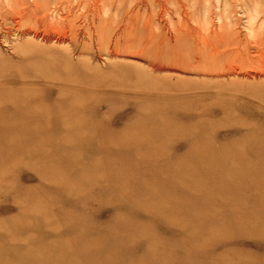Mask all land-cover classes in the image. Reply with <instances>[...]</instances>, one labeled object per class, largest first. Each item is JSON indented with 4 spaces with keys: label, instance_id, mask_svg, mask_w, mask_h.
<instances>
[{
    "label": "rangeland",
    "instance_id": "1",
    "mask_svg": "<svg viewBox=\"0 0 264 264\" xmlns=\"http://www.w3.org/2000/svg\"><path fill=\"white\" fill-rule=\"evenodd\" d=\"M0 264H264V0H0Z\"/></svg>",
    "mask_w": 264,
    "mask_h": 264
},
{
    "label": "bare ground",
    "instance_id": "2",
    "mask_svg": "<svg viewBox=\"0 0 264 264\" xmlns=\"http://www.w3.org/2000/svg\"><path fill=\"white\" fill-rule=\"evenodd\" d=\"M62 22V21H61ZM63 23H64V21H63ZM63 27V26H62ZM58 28V27H57ZM64 28V27H63ZM59 29V28H58ZM66 30H69V29H66ZM65 30V31H66ZM55 31H56V29H55ZM63 31H64V29H63ZM37 32V31H36ZM57 32H58V30H57ZM59 32H60V30H59ZM43 33V32H42ZM46 33V32H45ZM29 34V33H28ZM33 34H34V32H33ZM63 34V36H64V34L65 33H62ZM67 34V33H66ZM65 34V35H66ZM37 35H38V33H37ZM48 35V34H47ZM56 35V34H55ZM55 35H48V36H44L45 38H43L45 41L47 40L48 42L49 41H51V40H53V39H56V41L57 42H63L65 39H64V37L66 38V36H64V37H58V36H55ZM60 35H61V32H60ZM68 35V34H67ZM34 36V35H33ZM43 36V35H42ZM62 36V35H61ZM36 38V37H35ZM53 38V39H52ZM41 39V38H40ZM42 39V40H43ZM67 39V38H66ZM69 40V39H68ZM65 41H67V40H65ZM263 59V58H262ZM263 64V63H262ZM250 76V75H249Z\"/></svg>",
    "mask_w": 264,
    "mask_h": 264
}]
</instances>
